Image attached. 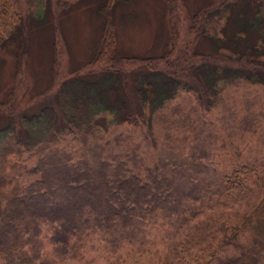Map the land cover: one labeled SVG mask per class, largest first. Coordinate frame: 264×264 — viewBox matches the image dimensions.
<instances>
[{
	"label": "trees",
	"instance_id": "1",
	"mask_svg": "<svg viewBox=\"0 0 264 264\" xmlns=\"http://www.w3.org/2000/svg\"><path fill=\"white\" fill-rule=\"evenodd\" d=\"M98 1L113 37V8L131 0ZM244 3L235 43L220 45L239 62L221 66L208 56L193 64L206 92L223 80L264 86V0ZM98 58L101 74L66 83L58 107L16 114L15 103L0 102V264H263L264 156L221 170L199 120L184 109L167 119L153 166L136 151L106 153L92 138L102 122L144 125L184 82L149 58L129 73L114 67L112 48ZM61 132L78 133L80 146L67 148ZM246 233L249 243H237ZM232 245L240 251L220 254ZM92 251L101 254L88 257Z\"/></svg>",
	"mask_w": 264,
	"mask_h": 264
},
{
	"label": "rangeland",
	"instance_id": "2",
	"mask_svg": "<svg viewBox=\"0 0 264 264\" xmlns=\"http://www.w3.org/2000/svg\"><path fill=\"white\" fill-rule=\"evenodd\" d=\"M225 1L230 2L229 10ZM99 5L98 0H0V102L15 103L11 109L16 114L45 104L58 107V94L66 83L69 87L74 80L101 74L98 54L109 47L113 56L120 57L113 64L116 68L135 71L143 64L136 63L138 59L149 58L151 67L177 72L184 84L161 112L146 113L144 125L102 122L100 133L92 138L106 144V153L115 151L124 158L136 151L146 165L153 166L165 138L163 127L170 124L167 119L174 110L184 109L185 116L192 110L199 120L198 132L214 148L210 156L221 170L264 156V86L223 80L206 92L193 69L195 62L208 56L221 66L239 62L238 53L229 54L220 45L235 43V17L244 12V0L119 2L113 8V37L105 35L107 22ZM37 6L43 9V17L38 16ZM221 10L229 12L220 17ZM239 40L238 44L243 41ZM60 135L67 148L80 146L78 133ZM35 162L34 156L28 164ZM219 225L217 221L216 228ZM249 241L246 233L237 243L244 246ZM238 251L240 247L232 245L220 254ZM100 254L92 251L88 257Z\"/></svg>",
	"mask_w": 264,
	"mask_h": 264
}]
</instances>
